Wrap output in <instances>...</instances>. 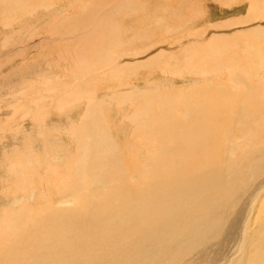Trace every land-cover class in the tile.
<instances>
[{
  "label": "bare ground",
  "instance_id": "obj_1",
  "mask_svg": "<svg viewBox=\"0 0 264 264\" xmlns=\"http://www.w3.org/2000/svg\"><path fill=\"white\" fill-rule=\"evenodd\" d=\"M262 2L264 0H252L248 5L249 20H252L250 18L253 17L257 18L258 15L254 13L259 10H261L259 15H264ZM13 22L16 21L11 18L7 23L5 22L4 25L11 28L7 31L11 32L14 27ZM20 32L22 30L15 32L13 30V33ZM7 34L9 33L5 31L0 35V59L5 55L7 57L10 54L15 55L19 50L17 44H11L13 37L11 38ZM256 36L253 38H257ZM31 39L32 37L29 38V40ZM7 49L8 52H5ZM213 49H215L214 52L211 51L212 49L210 52H218L219 55L226 47L218 48L216 46ZM255 52V48H252V62L250 60L246 65H238V71L231 73L232 76L240 73L232 80L241 84L242 90L238 94L241 100H233L230 97L231 93H226V90L228 91V88H225L227 84L221 85L226 89L224 92L222 89L206 85L211 89V92L223 95L220 101H218V97L217 99L212 98L213 101L216 100L213 107L210 106L209 100H195L196 102H193L195 105L192 106L191 102L187 101V96L191 95L190 92L187 93L186 98L184 97L187 102L185 106L188 107L186 110L175 106L172 99L170 100L166 96L167 98L162 100H168L172 107L167 108V112L163 111L165 114L154 113L157 111L154 110L153 102H149L150 106L144 107L142 112L139 109L127 112L125 118L137 126L146 122L159 125L161 127L160 137L163 139L185 142L189 140L192 143L190 150L184 152L183 159L181 158L182 150L178 147L167 148L166 153L170 154L168 157H156L157 153L155 152L154 162L156 164H150L147 167L149 171L142 175L136 183L126 177L129 167L123 159L122 153L118 152V148L111 147L112 139L107 136L111 122L104 112L106 109L116 112L115 107H121L128 100L133 104L140 93L128 90L123 92L118 100L113 95L110 99L98 98L100 96L95 95L96 92L78 96L75 91L76 99L74 101L69 99L64 103L63 108L58 109L59 107L56 106L57 109L49 115L50 117H45V114L44 116L39 115V120H36L34 114L31 116V101L28 103L30 109L25 106L24 109L27 110L17 115L23 109V103H26L24 94L27 90L20 91L24 83L22 74L17 76L19 78L12 76L14 79L9 80L1 70L0 109L4 107L6 110L2 111L0 116V200L13 205L5 211V216L8 215L9 219L13 220L19 214L18 210L13 209L14 205L20 203L24 198L31 199L33 193L34 203L38 204L39 199H35L37 184L34 178L39 163L48 162L46 171L55 173L54 187L57 191L49 196L43 204L44 206L41 205L43 206L41 213L40 209L36 211V207H34V219L37 217L33 224L34 242L40 246L37 250L34 249V256H36L34 262L29 261L32 254L24 248L11 249L8 252L3 251L1 247L0 264H142L140 256L137 257L138 252L146 259L145 264H236L241 256L242 264H264V81L260 84V81L256 79V73L260 69L263 73H259L264 77V64L261 61L262 66H260V61L259 63L257 61L258 58L264 61V51L261 54L259 52L256 56ZM21 53L19 56H15L19 57V60L24 59ZM223 53L225 52L223 51ZM15 57L5 64V67L8 66V69H12L13 72L16 67L11 64L16 59ZM30 62L33 64V59L23 62L21 68L28 70L25 73L32 77L33 73L29 72ZM0 67L2 68L1 65ZM263 77L261 82L264 80ZM48 78L47 76V81L38 90V96L32 98L34 99L32 102L35 101L37 105H41L39 102H49V97L46 96L56 92L58 84ZM17 79L21 80V82L19 81L20 90L16 84ZM137 86L141 87L140 83ZM148 93L149 91L145 89L142 95L143 97L147 96L150 100ZM249 93H251L249 97L251 100L247 101ZM59 95L57 94V97ZM179 97H177L178 100ZM19 98L21 100H17ZM53 98L54 94L50 97V102ZM145 99L147 100V98ZM6 100L10 103L9 105ZM79 100L83 101L79 102ZM84 100L87 111H84L86 114L80 121H77L78 117H81L80 110L83 108L79 105L84 103ZM157 101L160 103L159 99ZM141 102H144L143 99ZM139 105L141 104L139 103ZM211 108L223 116L214 113ZM41 112L43 111L41 110ZM210 112L212 113L210 114ZM119 113L121 112L119 111ZM30 116L32 120L28 121ZM141 117L144 118L143 121L136 120ZM228 121H234V125L226 127L225 123ZM86 123L88 124L85 125ZM251 124H253L252 130ZM35 125L36 133L41 134L42 137H40L45 140L44 142H39L36 137L32 138L33 136L29 139L26 138V134L34 131ZM52 125L54 128L49 129V134L46 133V130L44 133L41 131L42 129L44 131L46 126L51 127ZM174 126L180 131L174 132L172 130ZM28 127L29 130H27ZM72 140L77 142L76 148L80 157L73 160L67 157L65 161L66 153L63 147L71 145ZM64 141L67 142L64 143ZM236 141L240 142L235 144ZM159 148L163 149V146ZM62 154L65 156L63 164L59 160ZM51 160H55L56 163ZM139 165L140 163L137 162L135 166L146 172V166L140 167ZM128 175L130 176V174ZM10 180L14 186L19 180L26 182L29 186L28 192L12 194L9 192L11 186L5 188L6 182H4ZM256 190H259L260 194L256 195ZM72 192L82 196L81 203L75 202L71 207L52 206L51 200L66 205L73 203L69 198ZM256 203L257 214L261 219L260 226L255 223L257 219L253 213ZM26 205L27 203L21 206ZM72 213H76L78 220L87 217L93 223V237L86 240L68 237L70 234H79L80 228L75 230L73 228L84 222L73 221ZM252 224H255L256 227H252ZM149 227H152V237L161 238L162 257L155 255L152 247L146 242V239L149 238ZM99 228L109 234L117 232L124 236V240L126 238L134 240L139 251H137L134 242L124 253H121L122 244L120 241L116 246L119 252L114 251L115 253L109 254L111 250H108L99 238ZM29 229L27 230V225L20 226L18 232L27 230L28 235ZM46 233H52L56 237L54 241L57 244L45 246L43 240L48 236L45 235ZM256 234L259 236L256 237V242L252 243ZM253 244H257V246ZM96 245L101 247V252L94 249ZM43 247L46 248L45 252H50L45 255L44 253H35L36 251L42 252ZM249 247L252 250L247 249ZM55 248L56 250H53ZM50 249L54 251L53 254ZM131 255L135 256V263L130 262L128 257Z\"/></svg>",
  "mask_w": 264,
  "mask_h": 264
},
{
  "label": "rangeland",
  "instance_id": "obj_2",
  "mask_svg": "<svg viewBox=\"0 0 264 264\" xmlns=\"http://www.w3.org/2000/svg\"><path fill=\"white\" fill-rule=\"evenodd\" d=\"M251 1L252 0H0V35L4 34L5 31L9 33L10 35L7 34V36L13 37L11 44H17L19 47H17V49L20 50L16 53L14 52L15 55L10 54L9 56L11 57L5 55V57L0 59V65L2 66V68L0 67V71L2 70V74L4 73L9 80L15 77L19 78L17 76H21L22 74L24 83L21 90L19 85L21 80H19V82L17 79L16 84L21 92L27 90L26 94H24L26 103H23V109L21 112H18L17 115L27 110L24 109L25 106V108L30 109L28 106L32 104L31 116L34 114L36 120H39L40 116H44V114L45 117H47L54 113L57 109L56 106L59 107L58 109L63 108L64 103L69 99L74 101L76 99V97H74L76 95L75 91H77L78 96H84V94L86 95L88 92H96L95 95L100 96L98 98L110 99V97L116 96L118 100L121 98L123 92H127L128 90L134 93H140L133 104L128 102V100L126 103H123L121 107H115L117 110L116 112H111L109 109H106V112H104L105 116L108 117L111 122V128L107 134V136L112 139L111 147L113 149L118 148V152L122 153L123 159H125L129 167L126 171V177H128V180L131 179L133 183H136L142 175L149 171L147 167L150 164H156L154 162L155 152L157 153L156 157H168L170 154L166 153V149L174 146L181 148V158L183 159L184 152L190 150L192 143L189 140L185 142L174 139H163L160 137L161 127H159V125L146 122L140 123L138 127L135 123L126 119L125 115L128 111L131 112L132 110L134 111V109H139L142 112L144 107L147 108L150 106L149 102L155 104V108H153L154 110L156 109L155 111L157 112L154 113H159V115L161 113L165 114L163 111L167 112V108L172 107L169 105L168 100L163 101L167 97L170 100L172 99V103L175 104V106H180V108L186 110L188 107L185 106L187 104V102H185V96L190 92L191 95L189 94V97L187 96V101L188 103L191 102L192 106L195 105L193 102L198 100H209L210 106H212L214 101L216 103V100L213 101V99H217L218 97V101H220L223 95L218 92H211V89L206 85L222 89L224 92L226 89L222 86L227 84L225 88H228V91L226 90V93H231L230 97H232L233 100H241V98L238 97L239 92L242 90L241 84L233 81L236 75L238 76L240 73H236L233 76L231 73L238 71V65H246L248 61H253L251 53L252 48H255V56L258 55L259 52L261 54L262 51H264V15H259V13H261V10H259L254 13L258 15V17H253L250 18L252 20H249L247 11ZM261 4L264 6V2ZM15 5L16 7H14ZM9 17L17 22L12 23L14 27L11 32L7 31L11 28L4 25L5 22H8V19L10 20ZM243 22H246V24ZM13 30L14 32L22 30V32H20L21 34L13 33ZM254 36L257 38H253ZM30 37H32L31 40H29ZM26 38L29 42L26 41ZM252 40H257L258 42L255 41V43ZM22 42L24 43L23 45ZM218 44L221 45L219 46ZM107 46L110 47L108 48ZM216 46L218 48L221 46L226 47V49L223 50L225 53H223V51L219 55L217 54L218 52L213 53L215 50L213 48ZM209 48L212 49V53ZM259 49H261V51H259ZM5 52H8V49ZM20 52H22L21 56H23V60H19V57H15L19 56ZM32 55H34V57H32ZM13 57L16 58L11 64L16 67V71L14 70V72L12 69L9 70L8 66L5 67L6 62ZM20 58L22 59V57ZM84 58L86 59L83 60ZM31 59H33L34 63L32 64L30 62V65H28L29 72L34 75L32 77L25 73V71L28 72V70L21 68L23 62L31 61ZM257 61L258 63L260 61V66L264 64V61L260 58H258ZM111 64L113 65L111 66ZM249 67L252 68L251 66ZM259 72L263 73L260 69V71L256 73V79L262 84L264 81L262 80L261 82L263 74ZM2 74L0 76V82L2 81ZM47 76L49 77L48 79L57 83L60 89L57 87L55 93H49V96H46L47 98L49 97L48 99L50 102V97L54 94V98L50 103L44 101L43 103L39 102L41 105H37L35 101L32 102V100H34L32 98L38 96L37 92L47 81ZM230 79L233 80L229 81ZM232 82L234 83L232 84ZM32 83H34V85H32ZM139 83L142 88L137 86ZM77 84L80 87H78ZM145 89L149 91L148 96L150 100H148L147 96L143 97L142 95ZM41 92H43L42 89ZM56 93L60 95L57 97ZM182 94L183 96H181ZM250 95L251 93L248 94L247 101L251 100V98H249ZM72 97L74 98L72 99ZM177 97H179V100ZM20 98L17 100L22 99ZM145 98H147L148 101ZM38 99L41 100L40 98ZM142 99L144 102H141ZM157 99L160 100V103ZM81 101L83 100H79V102ZM29 102L30 105H28ZM139 103L141 105H139ZM7 104L9 105L10 103L7 101ZM85 105V100L84 103H80L79 107L82 106L83 108L80 110L81 117H78L77 121H80L83 115L86 114L84 112L87 111ZM10 108L13 110L12 107ZM211 109L213 111V108ZM4 110H6L4 107L0 109V116L1 112ZM41 110L44 113L41 112ZM119 111L121 113H119ZM211 113L212 112H210V114ZM214 113L221 117L223 116L220 112ZM31 116L28 121L32 120ZM68 120L69 116L67 117V122ZM136 120L143 121L144 118L141 117ZM226 123V127L234 125V121H228ZM87 124L88 123L85 125ZM237 124L239 123L237 122ZM252 125L253 124H251V130L253 129ZM52 128H54L53 125L51 127L46 126L44 131L43 129L41 131L44 133L46 130V133L49 134ZM27 130H29V127ZM172 130L174 132L180 131L175 126ZM93 131H95V129H93ZM31 136H33L32 138L34 139L36 137L39 142L45 141L41 138L42 136L40 133H36V125L34 131H30L26 134L27 139L31 138ZM67 141H64V143ZM72 141L74 144L70 142L71 145H64L63 147L66 153V159L62 154V157L59 158L60 163L62 162L61 164L64 163V159L65 161L67 160V157H70L71 160L80 157L78 149L76 148L77 142L74 140ZM239 142L240 141H236L235 144ZM161 146H163V149L159 148ZM139 149L140 151L138 152ZM148 155L151 156L148 157ZM51 161L55 162V160ZM135 161L136 163H140V167L146 166V172L139 170V167L135 166ZM48 165V162L39 163L36 167L34 178L37 184L35 199H39L38 204L34 203V193L31 199L27 200V198H24L20 203L14 205L15 208L13 209L16 211L18 210L19 214L15 216L13 220H10L8 215L5 216V211L11 206L13 207V205L10 202L0 200V248L2 247L3 251L6 250L8 252L11 249L24 248L32 254L29 261L33 262L34 257L36 259V256H34V249L37 250L40 247L34 242L33 224L37 219V217L34 219V207H36V211L40 209L41 213L45 201L51 194L57 191L54 187L56 179L55 173L46 171ZM136 170L138 171L136 172ZM119 173L122 174L121 172ZM128 174H130L131 177ZM5 178H7V176H5ZM11 181L12 180L4 182H6L5 188L11 186L10 191H8L12 194L28 192L29 186L26 182L19 180L14 186V183ZM258 194H260V191L256 190V195ZM81 197V195L73 194L72 192L69 198L73 203H67L66 205L51 200L52 206L71 207L75 202L81 203ZM25 203H27L26 206H21ZM40 206L41 208H39ZM253 213L255 214L254 217L257 219L255 223H258L260 226L259 221L261 219L257 214V203ZM71 217L73 221L84 222L73 228V230L80 228L79 234H70L68 237L79 240H86L87 238L93 237L94 225L87 217L78 220L76 213H72ZM24 225H27V230L33 225L29 229L28 235L27 230L21 233L18 232V228ZM252 227H256V225L252 224ZM151 231L152 227H149V238L146 239V242L152 247L155 255L162 257L161 238L157 239L156 237H152ZM45 235H48L43 240L45 241V246L48 247L57 244L54 241L56 237H54L52 233H46ZM98 235L105 247L111 250L109 254L118 251L116 246L120 241L122 244L120 248L121 253H124V251L135 242L127 238L124 240V236H121V234L117 232L109 234L102 228H99ZM257 236L259 235H255L252 243L256 242ZM250 242L251 240L249 243ZM253 245L257 246V244ZM56 248L53 250H56ZM45 249L46 248H44L42 252L35 250V253H44L45 255V253L50 252H45ZM94 249L97 252L102 251L99 245L94 246ZM136 249L139 251L137 244ZM247 249L252 250L250 247ZM50 250L53 254L54 251L52 249ZM139 256L142 264H145L146 259L140 252H138L137 257L139 258ZM134 257V255L128 257L130 262H136ZM242 259L241 256L236 264H242Z\"/></svg>",
  "mask_w": 264,
  "mask_h": 264
}]
</instances>
